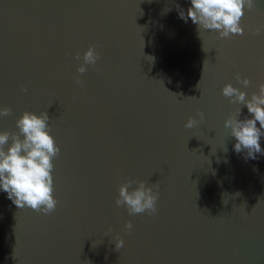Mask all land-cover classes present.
<instances>
[{"label":"water","instance_id":"water-1","mask_svg":"<svg viewBox=\"0 0 264 264\" xmlns=\"http://www.w3.org/2000/svg\"><path fill=\"white\" fill-rule=\"evenodd\" d=\"M176 4L191 7L0 0V109L12 110L0 133L18 132L25 111H47L61 149L56 211L19 209L0 191V264H264V156L234 151L225 122L249 113L222 95L230 83L250 99L264 83V35L253 34L264 0L245 8V34L230 39L199 35ZM93 44L101 59L81 86L74 57ZM198 112L205 120L185 128ZM128 180L159 184L156 215L116 207Z\"/></svg>","mask_w":264,"mask_h":264},{"label":"clouds","instance_id":"clouds-1","mask_svg":"<svg viewBox=\"0 0 264 264\" xmlns=\"http://www.w3.org/2000/svg\"><path fill=\"white\" fill-rule=\"evenodd\" d=\"M254 2L255 0H190L191 7L186 13L179 4H176V8L180 19L185 23L190 19L198 26L199 35L200 30L204 29L218 32L220 39H230L245 34V29L241 26L242 18L245 8L251 11ZM253 34L264 35V25L257 27ZM74 59L83 60L77 68L78 75L73 77L76 84L83 86L81 77L88 71L87 66L95 68L101 56L93 44L82 57L77 53ZM236 79L245 88L252 84L249 79H241L239 74ZM23 91L26 93L28 89L24 88ZM222 95L229 98L231 103L246 107L251 117L240 119L242 109L238 108L226 120L225 128L231 129V136L236 140L234 151L237 154L246 152V157L252 160L257 159V154L264 156V148L261 147V139L264 138V83L259 84L258 92H254L250 99L246 92L230 83L223 87ZM11 113V108L0 109V118L8 117ZM197 115L199 121L190 118L185 128L192 129L205 120L203 112H198ZM50 120L47 111L39 115L25 111L16 122L18 132L0 133V191L6 193L17 208L28 207L43 215L56 211L59 204L54 196L53 161L59 157L61 149L50 135ZM134 184L137 187L133 188ZM159 196L158 183L149 186L145 181L128 180L120 185L115 205L117 208H126L129 215L147 213L154 216L158 212ZM125 229L130 234L133 224L126 223ZM111 231L109 229L108 233ZM114 243L117 251L125 245L124 239L119 236L115 237Z\"/></svg>","mask_w":264,"mask_h":264}]
</instances>
